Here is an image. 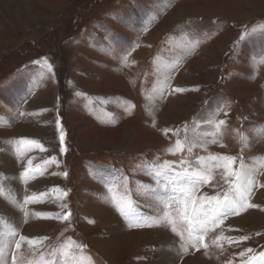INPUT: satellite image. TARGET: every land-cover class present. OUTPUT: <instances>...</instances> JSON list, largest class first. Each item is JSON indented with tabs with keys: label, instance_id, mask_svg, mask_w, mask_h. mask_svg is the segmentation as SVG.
<instances>
[{
	"label": "rangeland",
	"instance_id": "374dc122",
	"mask_svg": "<svg viewBox=\"0 0 264 264\" xmlns=\"http://www.w3.org/2000/svg\"><path fill=\"white\" fill-rule=\"evenodd\" d=\"M259 25L264 0H0V259L248 264L264 252ZM177 140L183 151H173ZM211 155L259 170L255 207L193 247L187 231L154 222L168 195L155 170ZM26 168L35 170L27 179ZM227 188L213 169L197 194L222 198ZM118 201L131 205L129 219ZM20 235L43 244L17 250Z\"/></svg>",
	"mask_w": 264,
	"mask_h": 264
},
{
	"label": "snow or ice",
	"instance_id": "6c2138e0",
	"mask_svg": "<svg viewBox=\"0 0 264 264\" xmlns=\"http://www.w3.org/2000/svg\"><path fill=\"white\" fill-rule=\"evenodd\" d=\"M260 31L264 33V25H259L257 28H253L252 32ZM247 35V33H246ZM244 37L242 36L241 39ZM49 71H51V65H49ZM167 83V81H165ZM176 92H181L183 89L176 88ZM225 121H219V125H224ZM171 131V130H165ZM61 142H63V134L61 133ZM21 144L29 145L35 143V141L21 140ZM195 145L190 144L188 146V152H192V148ZM173 151H183V145L179 140L176 141L175 149ZM195 165L188 163L185 159H181L179 165H174L169 162H165L163 166L155 170V174L158 178H163L166 183L163 188L168 193L167 198H161V203L164 204L166 211L159 218L154 221L155 223H168L172 225V230L175 232L177 226L183 231H187L189 237L195 242L192 243L193 247L197 244H202L207 248L206 244H203L204 235L213 226L217 225V222H222V218L229 215H238L241 211L247 208L255 207V205L248 203V197L253 187H255L254 176L258 173V169L249 168L245 165L243 159L240 160L239 166L236 167L237 158L230 155H211L208 157L198 156L195 158ZM55 162V161H53ZM32 161L29 160L28 164L31 165ZM179 167L180 170H176ZM213 169L220 170V177L224 184L228 186L227 191H223L222 198L218 194L216 196L198 195L199 188L202 185L208 184L211 178V172ZM30 171L34 169L26 168L23 175L27 179ZM65 175H67L65 173ZM215 187V185H213ZM64 195H67L65 193ZM25 202H29L26 198ZM126 209H128L126 211ZM117 210L121 216L126 219L130 218L131 205L123 201L117 202ZM172 210L175 215L172 214ZM71 213H66L64 216L55 215L54 218L61 220H68ZM132 227H151V223L137 221L131 224ZM198 233L197 235H193ZM15 235V233H12ZM241 239H247L242 237ZM239 240H231L230 243H239ZM29 246L42 245L43 240L40 238H29L24 235L19 236V240L16 241L15 247L17 250L21 249L22 244ZM185 251L187 249L185 248ZM247 253H251L253 250L248 248L245 250ZM67 255V253H65ZM243 256L244 253H241ZM14 264H18L17 258L12 257ZM258 261L259 264H264V252H260L258 255H253L248 261V264H254ZM0 264H6V260L0 259Z\"/></svg>",
	"mask_w": 264,
	"mask_h": 264
},
{
	"label": "bare ground",
	"instance_id": "6f19581e",
	"mask_svg": "<svg viewBox=\"0 0 264 264\" xmlns=\"http://www.w3.org/2000/svg\"><path fill=\"white\" fill-rule=\"evenodd\" d=\"M189 67V66H188ZM179 86V85H178ZM181 86V85H180ZM21 135V134H20ZM25 136V135H24ZM6 161H8V160H6ZM9 163V162H8ZM5 169V168H4ZM106 215H108V214H104L103 215V217H106ZM170 262H171V259H169L168 257H167V260L165 261L164 260V262L163 263H159V264H170Z\"/></svg>",
	"mask_w": 264,
	"mask_h": 264
}]
</instances>
